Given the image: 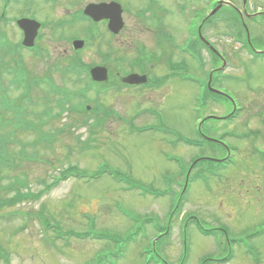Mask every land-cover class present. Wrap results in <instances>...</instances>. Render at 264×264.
Listing matches in <instances>:
<instances>
[{
	"label": "rangeland",
	"instance_id": "obj_1",
	"mask_svg": "<svg viewBox=\"0 0 264 264\" xmlns=\"http://www.w3.org/2000/svg\"><path fill=\"white\" fill-rule=\"evenodd\" d=\"M92 1L110 0H11L3 15L0 0L1 40L20 41L14 18L21 14L45 23L38 41L42 50L19 52L30 79L52 76L56 86L74 94L84 88L83 80L60 72L75 56L74 36L85 40L77 53L81 69L105 65L109 71L99 102L89 88L87 101L74 95L70 100L74 108L82 103V111L63 112L45 123L37 113L51 105L57 113L58 96L36 83L29 91L32 102L23 105L29 111L25 122L36 129L16 128L11 141L0 134V264H264V155L259 160L253 152L244 155L243 143L220 178L203 172L213 162L202 159L184 180L194 157H219L211 146L180 141H195L194 109L202 106H193L192 85L176 78L190 73L205 79L212 67L221 66L196 39L191 47L201 65L180 52L193 37L190 27L209 12L210 0H115L124 7L125 24L117 36L108 34L104 22L94 30L82 21L58 26L57 19H72L74 10ZM222 1L201 28L226 62L213 73L211 86L239 101L238 120L228 129L260 131L264 147V61L251 60L235 40L246 39L237 10L264 12V0ZM243 21L251 43L264 49V16ZM2 55L0 48V79L7 81L5 67L16 68L17 56ZM133 67L144 68L152 83L140 91L118 88L126 74L121 71ZM29 78L24 76L27 84ZM17 94L12 89L9 97ZM86 104L93 112L85 111ZM229 109V103H210L204 115ZM139 113L144 114L135 118ZM201 124L206 130V122ZM144 126L149 128L140 129ZM38 131L47 132L51 143H32ZM68 166L74 168L59 180ZM234 170L242 173L228 181ZM194 219L211 235L200 233Z\"/></svg>",
	"mask_w": 264,
	"mask_h": 264
},
{
	"label": "flooded vegetation",
	"instance_id": "obj_2",
	"mask_svg": "<svg viewBox=\"0 0 264 264\" xmlns=\"http://www.w3.org/2000/svg\"><path fill=\"white\" fill-rule=\"evenodd\" d=\"M193 88L196 90V87ZM221 97L228 100V97L225 96H221ZM211 101L213 102V98L211 99ZM223 102L224 104L228 103L225 100ZM212 115L215 117L206 121L207 127L205 131H202V136L204 137L205 140H207L208 146H211L212 149L220 150L221 152L227 153L228 147H230L226 140L228 124L230 122L229 121L230 109L223 114H212ZM201 128H202V124L200 123V128L198 127L197 129L199 130ZM222 159H224L223 161L226 160L225 158Z\"/></svg>",
	"mask_w": 264,
	"mask_h": 264
},
{
	"label": "water",
	"instance_id": "obj_3",
	"mask_svg": "<svg viewBox=\"0 0 264 264\" xmlns=\"http://www.w3.org/2000/svg\"><path fill=\"white\" fill-rule=\"evenodd\" d=\"M113 9V5L111 6V4H108L106 6L103 7H97L96 9L98 10V16L99 17H103L105 14H103V11H109V9ZM115 11L112 10L111 14L113 15V23L111 25H109V28H111L112 30L116 31L117 29H119L122 25L121 23V19L120 17L117 16V14L114 13ZM18 24L24 28L25 30V37H24V44H30L35 36V30L38 27V25L31 20H19ZM76 47H80L82 45L81 41H77L75 42ZM92 75L95 79L97 80H104L105 78V70L103 68H99L96 67L94 69H92ZM137 75H131L128 76V78L125 79V81L127 82H133L134 77H136Z\"/></svg>",
	"mask_w": 264,
	"mask_h": 264
}]
</instances>
